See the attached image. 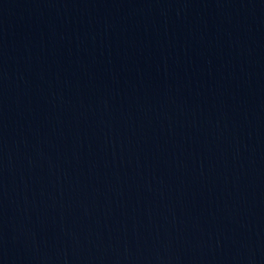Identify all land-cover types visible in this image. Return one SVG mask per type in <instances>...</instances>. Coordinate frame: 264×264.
Instances as JSON below:
<instances>
[{
  "label": "water",
  "instance_id": "1",
  "mask_svg": "<svg viewBox=\"0 0 264 264\" xmlns=\"http://www.w3.org/2000/svg\"><path fill=\"white\" fill-rule=\"evenodd\" d=\"M0 264H264V0H0Z\"/></svg>",
  "mask_w": 264,
  "mask_h": 264
}]
</instances>
